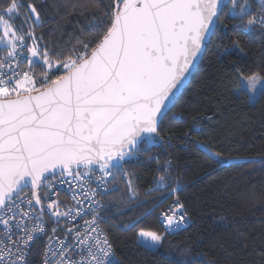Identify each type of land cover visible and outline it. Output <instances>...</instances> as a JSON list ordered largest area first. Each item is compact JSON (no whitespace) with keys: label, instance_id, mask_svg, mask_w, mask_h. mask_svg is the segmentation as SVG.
Listing matches in <instances>:
<instances>
[{"label":"snow or ice","instance_id":"1","mask_svg":"<svg viewBox=\"0 0 264 264\" xmlns=\"http://www.w3.org/2000/svg\"><path fill=\"white\" fill-rule=\"evenodd\" d=\"M220 5L221 0H110L96 21L98 35L81 43L82 50L73 48L66 54L42 46L33 31L21 33L10 23L9 14L18 16L25 6L26 18L39 22L35 4L0 0V44L5 45L0 58V224L6 226L5 235L21 230L16 241L10 235L8 240L0 237V264H27V249L34 237L16 216L30 215L17 202L29 184L35 204L41 203L37 189L57 172L84 179L99 171L96 179L102 185L106 177H114V160L130 155L142 132L158 135L161 115L174 107L175 91L200 57L213 25L219 24ZM229 11L243 21L250 12L249 0H230ZM247 25L264 31V0L260 10L249 15ZM28 39L33 40L31 46ZM25 48L29 70L21 72L19 60ZM37 61L42 65L38 76L32 70ZM259 81L255 74L250 77L251 91ZM193 130L195 124L185 137L190 138ZM193 143L210 159L221 155L210 143ZM26 203L31 208L33 200ZM55 204L52 201L48 208ZM98 207L90 199L88 211L93 218L86 221L90 230L69 229L76 232V244H62L51 253L58 257L55 264H77L68 255L69 247L86 251L79 264H106L112 245L98 227ZM69 214L54 213L57 217ZM75 214L81 215V209ZM160 215L168 228L179 227L186 220L185 205L177 197ZM35 230L43 229L37 224ZM137 235L152 246L164 238L143 229ZM49 252L45 264H51Z\"/></svg>","mask_w":264,"mask_h":264},{"label":"trees","instance_id":"2","mask_svg":"<svg viewBox=\"0 0 264 264\" xmlns=\"http://www.w3.org/2000/svg\"><path fill=\"white\" fill-rule=\"evenodd\" d=\"M109 2L24 0L37 6L39 22L26 18L25 6L18 16L9 14L10 23L67 54L98 35L95 24ZM261 2L249 0L250 12L239 21L229 11L230 0L223 1L201 60L159 123V140H144L138 159L114 164L103 225L119 258L115 264H264V87L253 102L246 90L234 92L241 76L264 80V31L247 25ZM27 54L25 48V69ZM41 68L38 61L32 65L37 76ZM193 141L210 143L221 155L210 159ZM157 175L165 177L164 190L154 185ZM174 188L190 224L168 234L156 214ZM140 229L164 238L157 247L147 246L138 240ZM27 264H38L36 251Z\"/></svg>","mask_w":264,"mask_h":264},{"label":"built area","instance_id":"3","mask_svg":"<svg viewBox=\"0 0 264 264\" xmlns=\"http://www.w3.org/2000/svg\"><path fill=\"white\" fill-rule=\"evenodd\" d=\"M4 48L5 47L0 48V58H2L5 54ZM24 60L25 49H22L19 60L20 67L18 71L23 72L29 70L25 69L22 66ZM137 152L138 149L133 151L124 160H114L116 161V163L114 164H120L131 159H138ZM166 165L168 166V164ZM100 175L101 173L99 171H96L94 174H89L84 179H73L71 176H61L60 174L54 175L48 178L45 186H41L38 189L37 195L41 197L40 204H35L34 197L30 195L32 189L25 188L20 193L17 200L20 205V209L29 212L30 215L28 217L17 215L16 220H19L26 226H28V228L32 230V235L34 237V240L30 242V246L27 249V263L32 257V254H34L36 251L38 255V264H45L46 251L51 249V252H49L48 254V259L51 264H55V261L58 260V257H53L51 253L58 252L62 244H67L69 246L76 244V241L74 239L76 232L73 231L69 233V229H75L76 231H79L81 233L90 230L89 225L86 223V221H91L93 218L92 212L88 211V209L90 208V199L97 201L99 204V207L95 208L98 227L104 234L107 235L108 239L110 240L103 225V213L109 207V194L111 191L110 180L112 176L106 177L105 182L101 185V183L96 179V177ZM161 176L163 175L156 176L154 185L158 189L164 190L165 180L160 181L159 177ZM122 177L128 183V185L131 186V183L129 182V179L125 173H123ZM93 192L97 193L95 197L92 196ZM85 193H87V197L90 199L86 198ZM176 198L177 196L174 192L170 198V201L156 214L157 222L168 234L175 233L181 228L190 224V220L187 214L186 220L181 223L179 227L168 228L167 225L162 223V217L160 214L167 211ZM28 199L33 200V205L31 208H29L26 203ZM52 201H55L56 204L53 208L49 209L48 204ZM77 208L81 209V215L79 216L75 214ZM57 211L60 213L71 214L61 215L57 217L56 215H54V213ZM0 215H3V213H0ZM37 224H39L40 228L43 229L42 231L35 230ZM95 226L96 225H93V227ZM6 231V226L0 224V237H3L4 240H8V235H10L11 240L16 241L19 239V236L21 234V230L19 229H16L14 233H9L8 235H5ZM91 235L93 237H97L98 233L92 232ZM68 255L72 260L76 261L77 264H79L81 259L83 257H86L87 253L81 247H69ZM118 261L119 258L112 246L111 254L108 256L106 264H115Z\"/></svg>","mask_w":264,"mask_h":264},{"label":"water","instance_id":"4","mask_svg":"<svg viewBox=\"0 0 264 264\" xmlns=\"http://www.w3.org/2000/svg\"><path fill=\"white\" fill-rule=\"evenodd\" d=\"M224 0H221V5L220 7L222 6V3H223ZM217 25H213V29H212V32L209 33V36H208V40L209 38L211 37V35L213 34L215 28H216ZM207 40V42H208ZM206 42V43H207ZM206 45V44H205ZM204 50H205V46H204V49L202 50L201 54H200V57L197 59V61L195 62V64L193 65L191 71L189 74H187L186 78L183 80V82L179 85L178 89L175 91V96L173 97V103L175 102L177 96L180 94V92L182 91V89L188 84L190 78H191V75L194 73L196 67H197V64L199 63V61L201 60L202 56H203V53H204ZM166 115V114H164ZM164 115H161L160 117V120H159V123L161 121V119L164 117ZM150 138H155L157 140H159V136L157 134H152V133H147V132H142L140 134V136L137 138V144L135 146V150H137L139 148V145L144 141V140H148ZM59 174V172L56 173V175ZM47 175V174H46ZM52 177V175H49V178ZM27 188H30L31 189V185L29 184ZM37 192H38V189H37Z\"/></svg>","mask_w":264,"mask_h":264},{"label":"rangeland","instance_id":"5","mask_svg":"<svg viewBox=\"0 0 264 264\" xmlns=\"http://www.w3.org/2000/svg\"><path fill=\"white\" fill-rule=\"evenodd\" d=\"M225 1H228V0H225ZM257 2L259 3L260 0H257ZM0 29H2V25H0ZM32 44H33V40L30 42V44L28 46H31ZM2 45L3 44H0V46H2ZM3 47H5V45H3L2 48ZM27 56H28V54H27ZM255 75L259 76L258 74H255ZM251 76H249V77L242 76L243 79H241V84L239 87L234 88V92L238 93L239 89L246 90L249 93V101L253 102L256 99V96L258 95L259 91L264 87V80L259 76L260 81L257 83L255 91H251L250 87L247 83V81L250 79ZM250 97H251V99H250ZM114 163H116V161H114ZM138 240H139V242H141L147 246H150V247H157L158 246V245L152 246L150 241H145L143 238L138 237Z\"/></svg>","mask_w":264,"mask_h":264},{"label":"crops","instance_id":"6","mask_svg":"<svg viewBox=\"0 0 264 264\" xmlns=\"http://www.w3.org/2000/svg\"><path fill=\"white\" fill-rule=\"evenodd\" d=\"M2 46H3V45H2ZM2 46H1V47H2Z\"/></svg>","mask_w":264,"mask_h":264}]
</instances>
